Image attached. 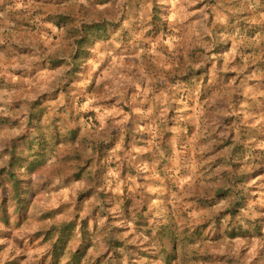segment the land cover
<instances>
[{
	"label": "rangeland",
	"instance_id": "obj_1",
	"mask_svg": "<svg viewBox=\"0 0 264 264\" xmlns=\"http://www.w3.org/2000/svg\"><path fill=\"white\" fill-rule=\"evenodd\" d=\"M103 15L121 25L73 75L71 27ZM1 115L18 124L0 129V264H36L19 244L61 203L95 231L81 264H162L148 233L215 223L235 196L197 199L235 183L264 229V0H0ZM49 123L62 142L44 153ZM223 228L196 247L205 264H264V234L214 241Z\"/></svg>",
	"mask_w": 264,
	"mask_h": 264
},
{
	"label": "trees",
	"instance_id": "obj_2",
	"mask_svg": "<svg viewBox=\"0 0 264 264\" xmlns=\"http://www.w3.org/2000/svg\"><path fill=\"white\" fill-rule=\"evenodd\" d=\"M115 4L116 2H114L113 6ZM54 22L57 26H60L61 23L66 24V16L63 14L57 15L54 17ZM119 25H121L120 22L108 20L103 15L102 18L96 21L83 20L77 26H72L71 46L73 52L70 60L67 62L70 67L68 71L72 72L73 75L82 72L83 66L87 64L92 56L94 46L101 41L108 40L111 37V33L116 31V26ZM63 60L65 59H60L59 61L56 57L49 56L47 63L50 66H58L64 63L61 62ZM45 95H40L38 98L30 101V109L33 111L38 109L43 104ZM0 117V129L5 124L12 126L18 124V120H13L11 116L1 115ZM51 125L49 123V126L40 130L37 136L43 142L44 146L42 147V151L44 153L48 149L56 151L58 145L62 142V135L57 127L53 128ZM76 132L77 130L75 129L73 133H70L72 134L71 139H75ZM235 189L236 183L227 189H217L213 197H201L197 199L200 207H213L219 200L229 198L233 195L235 196L230 200L228 207L216 214L215 223L207 221L195 227L188 225L182 227L178 224V220L169 215L170 220H167L168 222L158 224L154 229L155 232L148 233L155 242L154 247L158 250L157 256L162 264H173L176 260L195 264H205L214 261L213 254H200L196 247L203 246L206 241L210 240L211 227L215 226L216 232H218L220 223L224 225V228L222 234L217 239H213L214 241L220 240L224 235L230 239L253 236L263 237V224L258 219H252L244 213L247 206L246 202L249 198V195L245 192L247 191L246 188L242 187L241 189H237L238 191ZM82 194L78 197V210L81 209L79 201L83 197ZM80 196L82 197L80 198ZM70 205V203H61L58 206L49 208L40 216L42 220H49L48 226L29 233L21 240L19 244L20 248L28 249L24 243L29 241L34 245L35 249L40 251L36 255V264H62L75 241H78V246L75 248L74 255L68 259L66 264H81L82 260L80 255L85 253L93 244L95 231L89 229V219L87 217H82L79 212H76L70 219L60 217L69 213ZM18 211L16 212L19 213ZM8 215L9 209L4 204L0 210L1 223L4 224L7 222ZM139 218L140 222L144 221L141 215Z\"/></svg>",
	"mask_w": 264,
	"mask_h": 264
}]
</instances>
